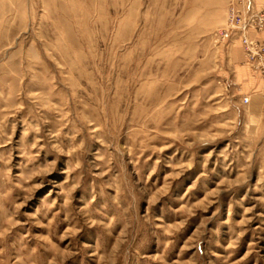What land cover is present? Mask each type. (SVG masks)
<instances>
[{
	"label": "rangeland",
	"instance_id": "374dc122",
	"mask_svg": "<svg viewBox=\"0 0 264 264\" xmlns=\"http://www.w3.org/2000/svg\"><path fill=\"white\" fill-rule=\"evenodd\" d=\"M235 1L0 0V264H264Z\"/></svg>",
	"mask_w": 264,
	"mask_h": 264
},
{
	"label": "built area",
	"instance_id": "2783aa9c",
	"mask_svg": "<svg viewBox=\"0 0 264 264\" xmlns=\"http://www.w3.org/2000/svg\"><path fill=\"white\" fill-rule=\"evenodd\" d=\"M231 10L233 34H239L248 63L261 77L264 87V42L256 40L250 34L264 31V9H256L251 0H236ZM245 104L250 103L245 98Z\"/></svg>",
	"mask_w": 264,
	"mask_h": 264
},
{
	"label": "crops",
	"instance_id": "0c3cea01",
	"mask_svg": "<svg viewBox=\"0 0 264 264\" xmlns=\"http://www.w3.org/2000/svg\"><path fill=\"white\" fill-rule=\"evenodd\" d=\"M256 1V7L262 8L264 7V0H255ZM257 35V34H256ZM263 35V34H262Z\"/></svg>",
	"mask_w": 264,
	"mask_h": 264
}]
</instances>
